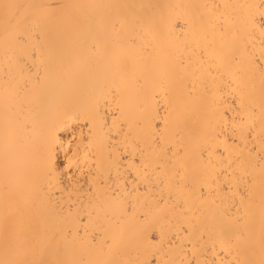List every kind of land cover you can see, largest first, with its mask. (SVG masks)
<instances>
[{
	"label": "snow or ice",
	"instance_id": "6c2138e0",
	"mask_svg": "<svg viewBox=\"0 0 264 264\" xmlns=\"http://www.w3.org/2000/svg\"><path fill=\"white\" fill-rule=\"evenodd\" d=\"M136 7L115 3L38 4L0 0V33L4 38L5 55L11 47L17 66H37L35 84L29 79L15 86L9 84L15 97L25 93L30 84L35 88L41 80V69L44 79L58 72L69 45L74 46V38L81 31L91 40L87 47L89 57L95 58L101 52L111 55L120 44L123 49L118 58L121 71H129V57L133 55L141 57L145 69H155L159 77L157 86L164 89L166 109L175 104L177 110L186 112L185 98H191L199 84L195 118L189 115L183 120L184 128L194 140L193 146L186 148L185 156L176 160L168 156L171 147H165L161 141L169 120L165 116L160 124L155 123L160 112L157 107L148 121L158 133L152 135L151 144L146 149L139 139L132 140L133 151L128 153L131 159L126 169L136 177L131 191L127 189V178L120 172L131 135V125L125 131L122 113L117 116L113 112L109 126L99 109H95L88 117L89 136L77 137L69 132L67 141L62 138L63 131H67L66 123L59 120L45 123L39 137L28 146L26 160L35 173L31 187L38 194L39 203L27 205L34 210L28 214L19 204L12 207L9 203L12 197H6L5 212L0 217V264H123L86 259L85 255L103 252L104 247L109 246L106 238L97 243L98 209L116 203L126 212L129 205L135 207L131 199L126 198L135 197L139 201L141 196L145 206L151 204L165 216L168 211L182 208L192 200L223 205L221 211L206 218L202 225L215 235L213 258L200 259L194 248L193 259L180 261V264H264V88L257 129L251 95L239 85L226 92L229 86L223 84L224 71H221L240 63L238 49L229 46L228 38L247 49L258 34L260 57L264 58V0L192 6L208 9L209 14L192 20L193 26H199L204 43L197 41L189 48L184 42L187 59L179 47L162 49L157 57L154 51L138 46L137 37L125 31L126 25L128 31L135 29L136 21H129V12ZM89 10H101V14L94 15ZM179 39L176 37L177 41ZM163 40L161 37V44ZM213 66L217 75H213ZM259 67L264 76V62ZM189 69L193 75L200 73L195 81L187 79ZM232 76L231 83H236L237 73L233 72ZM131 82L137 90L149 94L142 75L133 72ZM169 91L172 99L168 98ZM117 110H120L119 103ZM8 123L6 112V144ZM23 127L28 130L30 125L24 123ZM121 145L124 152L120 151ZM189 151L191 155L187 154ZM5 175L7 178V165ZM85 176L87 191L81 183V177ZM121 179L123 185L119 184ZM140 183L145 185L143 194L139 192ZM113 184L117 187L112 188ZM160 185L163 188L157 196L154 189ZM53 188L55 191L51 190ZM57 193H66L67 199ZM74 194H77L75 199ZM173 197L175 203L169 209L167 206ZM181 227L190 236L197 232L201 238L204 236L191 219ZM136 264H176V261L144 260Z\"/></svg>",
	"mask_w": 264,
	"mask_h": 264
},
{
	"label": "bare ground",
	"instance_id": "6f19581e",
	"mask_svg": "<svg viewBox=\"0 0 264 264\" xmlns=\"http://www.w3.org/2000/svg\"><path fill=\"white\" fill-rule=\"evenodd\" d=\"M27 3L61 4V3H115L136 5L135 9L129 12V21H136L135 29L128 31L126 25L125 31L129 36L137 37L139 47H145L150 52H155L157 57L162 54V49L172 50L177 47L185 52L187 59L188 50L183 48L184 42H187L189 48L194 42L204 43L199 26H193L192 20L199 15H208L209 10L203 7L196 8L194 5L205 4H244L258 2V0H23ZM142 6V7H141ZM156 6V7H152ZM94 15L101 14V10H89ZM188 21L189 23H185ZM171 33V36H169ZM161 37L164 38L161 44ZM176 37L180 39L177 41ZM75 44L69 45L68 52L63 58L62 68L55 74L49 75L44 79L43 70H40L41 80L35 84L37 75V66H17L12 48H9L8 55H5V45L3 34L0 33V217L4 215L6 206V197H12L9 203L12 207L19 204L25 208L28 214L32 211L27 205L33 202L39 203L38 194L31 187L35 173L27 164L28 146L36 140L41 132L42 126L49 121H62L67 124V131H62V138L67 141L68 135L72 132L77 137L83 135L88 137L90 126L88 117L95 109H99L100 116L107 120V125L111 126L113 112L117 116L123 114L126 121L125 131L129 130L131 125V135L128 137V152L124 153L120 172L128 180L127 189L132 190L136 183L134 172L126 171L131 156L128 153L133 151L132 140L139 139L141 146L147 149L151 144L152 135L156 129L149 126V118L159 107V118L155 121L160 124L163 117L167 116L169 126L164 134L165 138L161 143L165 147H171L168 156L176 160L185 156V149H190L194 140L183 126V120L187 116L195 118L197 112V95L199 93V84L197 91L191 98H185L188 110H177L173 104L167 108L164 89L158 87V74L155 69H145L143 60L138 55L129 57V71H121L118 58L123 54V49L118 44L111 55L101 54L95 58L89 57L87 47L91 40L84 31L75 36ZM230 47L238 49L240 63L233 65L228 71H224L222 82L229 87L225 88L227 92L230 87L239 85L253 100L254 118L257 123V129L260 119L261 91L264 88V76H262L259 65L264 62L260 57V40L257 34L255 41L243 48L238 43H233L228 38ZM18 54V52H17ZM31 64L30 61H27ZM195 67V65H193ZM144 77L145 89L149 93L137 90L132 82V73ZM213 75H217L216 68H212ZM237 73L236 83H231L232 73ZM200 75L196 72L192 74L191 69L187 74V79L195 81ZM29 79V89L19 97L11 94L9 84L15 86L16 83H22ZM221 81H218L220 83ZM191 86V85H190ZM115 93V95H113ZM169 99H172V92L169 91ZM117 103L120 110H117ZM9 117L8 130L9 137L5 140V114ZM28 123L30 128L24 129L23 124ZM74 130V132H73ZM87 143V141H85ZM155 147V145H153ZM120 151L124 152V146H120ZM7 152V161H6ZM191 155L189 151L187 153ZM63 159V153L60 154ZM6 165L8 175L6 178ZM87 168L85 167V172ZM76 172V169H73ZM79 175L78 172H76ZM115 170L113 175L115 176ZM85 177H81V183L84 184L85 191L88 185L85 183ZM120 185L124 180L119 181ZM7 185V188H6ZM117 185L113 184L112 188ZM160 188L154 189L158 196ZM55 191V188L51 189ZM139 192H145V185L139 184ZM207 188L205 196L207 197ZM63 195L67 199V194ZM77 194H74V199ZM165 196L167 193L165 191ZM131 199V204L125 212L116 203L105 204L98 209L99 228L97 233V243L102 239H107V244L103 252L94 253L91 256L85 255L86 259L113 260L123 262V264H136L137 261L144 260H174L176 264L180 261L193 259V250L197 252L200 259H212V248L215 235L210 228L202 225L206 218L222 210L223 205H212L207 202L192 200L188 205L182 208H176L174 211H168L165 216L156 211L154 207L144 205V197L141 196L137 201L135 197ZM87 198L85 197V203ZM175 203L173 197L169 200L168 208ZM235 208L232 213L235 214ZM97 213H94L96 215ZM27 217H25L26 219ZM191 219L204 232L203 238L200 234L189 235L183 230L182 225L186 220ZM257 234L259 232L258 220L256 223ZM171 242V243H170ZM217 251L219 246L217 245ZM2 256V250H0Z\"/></svg>",
	"mask_w": 264,
	"mask_h": 264
}]
</instances>
